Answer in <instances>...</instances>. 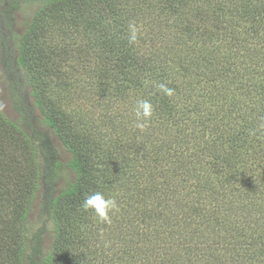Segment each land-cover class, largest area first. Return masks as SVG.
<instances>
[{"label":"trees","instance_id":"16d2710c","mask_svg":"<svg viewBox=\"0 0 264 264\" xmlns=\"http://www.w3.org/2000/svg\"><path fill=\"white\" fill-rule=\"evenodd\" d=\"M21 2L39 8L15 34ZM130 24L138 28L131 43ZM54 26L71 32L75 47L46 43ZM0 41L19 113L11 120L0 105V142L16 138L21 149L0 145V192L11 201L13 162L33 161L15 209L0 208V264H64L71 245L89 248L69 263H101L100 220L82 207L95 192L144 225L121 230L112 246L120 264H264V0H0ZM74 50L99 57L95 69L125 97L120 111L111 99L107 113L70 118L64 96L48 99L50 83L60 77L65 94L66 75L80 71L63 69ZM140 100L153 106L150 117L137 116ZM35 109L68 160L33 124ZM35 205L41 229L32 227Z\"/></svg>","mask_w":264,"mask_h":264},{"label":"rangeland","instance_id":"374dc122","mask_svg":"<svg viewBox=\"0 0 264 264\" xmlns=\"http://www.w3.org/2000/svg\"><path fill=\"white\" fill-rule=\"evenodd\" d=\"M38 8H39L38 2H33L31 4H24L23 2H21V5L14 12V16H15L14 32L15 34H19L22 31H24L25 23L34 16ZM43 37L46 39L45 41L46 43L56 45L59 51H62L61 47L63 45L64 47L65 45L66 46L71 45L72 48L75 47L74 44L72 43L74 42L73 40L74 38L71 32L67 33V30H62L60 26H54L50 30H45V36ZM77 42H81V39L76 38V43ZM10 43H11V46H15L14 39H11ZM2 47L3 45H2V42L0 41V105L9 119L18 121L19 113L14 108L13 102L11 100V95L8 89L9 88L8 84H9L10 79H9V74L7 71L8 69L6 68V65L4 63ZM83 48L84 50L86 49L85 47ZM91 52L90 54H87L88 57H86L83 51L80 52L79 50H74L71 53V56L73 58L70 59L68 63H65V62L62 63L63 69L65 71L70 69L68 68L70 64H72L73 66L79 67V70H80L77 73H73L74 72V68H73V70L71 71V74L66 75V77L69 79L71 83V87L68 88V91L65 90V94L64 93L57 94L60 88L57 87L55 82L60 84L62 82L60 77H58L57 78L58 80H55V82L52 81L53 83H50L48 89L46 90L48 99L54 98L57 100V99H61L62 96H64L63 98L65 99L62 98L63 100L62 102L64 103V105L61 107V109L66 111V108H67L66 106L68 104V110L70 111V113L73 112L70 118H73L74 116L81 118L82 115L85 118V116H89L90 113L93 114V111H94V115L107 113L106 110L111 111V105H110L111 99L116 101L113 104V106H115L116 108L115 111H118V110L120 111L122 105H120L121 106L120 107L119 104H123L122 99H125V97L120 96L121 95L120 88H117V85H115L116 82L115 81L112 82L110 78H106L105 75L102 74V71L95 69L98 65H100L99 63H95V60H97V58L99 57H95V54ZM91 55L94 58H91ZM77 56H80V57H77ZM93 97H96V99L99 101L98 104L93 105V102H92ZM69 98H71V101H72L70 104H69ZM32 100L34 99L31 96L27 95V102L29 103L30 106H33ZM106 106L109 109H106ZM80 107H81V110H80ZM88 111L89 113H87ZM34 117L35 118L32 120L33 124L43 130H48L51 133V135L55 138L54 141L57 147L59 148L62 154V157L64 158V160H68L71 154L60 143L58 138L52 132L51 128L44 125L42 121L43 116L38 111V109H35ZM118 118H120V116H118ZM146 121L148 122V120ZM140 123H142L143 125H146V123L144 122H140ZM130 124L138 125L139 123L131 122ZM3 127H5V125L2 126V129ZM134 128H137V126H135ZM141 129L143 130V128ZM15 139L16 138H12V137H10V140L4 139L2 142H0V145L6 146L8 149L11 150V152L20 153L21 152L20 146L19 144L15 143L16 142L14 141ZM102 143L105 146H109L110 144L107 138H105L102 141ZM27 164H28V161H27ZM14 165L16 168L14 171H12L11 177L13 178V181L10 184L11 187L9 188V191L12 192V194L11 193L10 194L13 196V201H11V197L8 194L6 193L3 194L2 192H0V198H2V201L0 203L1 205H3L0 208L6 211L14 210L15 209L14 205L17 203L15 199L16 196H20V194L22 195L24 194V192H26L27 186L22 182L23 180L28 181V178L31 176L30 175L31 172H29V168L33 165V161H31L28 164L29 168H27L24 158L21 164L16 163L14 161L12 164L13 168H14ZM165 166H166L165 168H170L172 166V162L166 160ZM63 175L65 176V178H68V179H72L74 177V175L68 168L65 169V172ZM61 180L62 182H64V179H61ZM149 202L150 204H152L151 201ZM118 208H120V206H116V208L112 210V212H114L119 217H116L114 213H109L110 222L101 221L99 217H97L100 221H97L94 224L95 226V228L93 229L94 238L97 237L99 241L98 243H100L101 250L105 249L104 251L105 253L102 255L103 259L100 260L101 263L99 264H120V260H117L120 256V253L115 252L112 246L116 245L122 238V237H119L121 230H124L126 228V225L133 226L132 224H134L136 227H140V228L144 226L142 224L140 225L139 220L135 214H132L130 212H128V214L125 212L123 213V210L118 209ZM138 208L139 206L136 205L135 209H138ZM122 215H124L125 217L123 218ZM10 216L12 217V212ZM31 217H32V222L35 223L33 226L31 225L33 229H39V228L41 229L44 227L42 226V223L40 222L41 220L39 218L40 213H39L37 205H35L31 213ZM130 218H133V220H129ZM102 222L105 224L106 227L103 226ZM128 223H132V224H128ZM130 236L134 238V236L132 235ZM51 239H52V231H51V227H49V229L47 228L46 230V236H45V243L47 244V246L48 244H50ZM104 245H107L112 248L111 256L109 255V252L106 246ZM88 248H89L88 246L80 245V246H74V249H72V245H71L70 249L68 250L69 255L65 259L66 261L64 262V264H77L74 262L69 263V261L73 259L68 260V258L72 256V253H77L80 255L79 251H82ZM73 258L76 260L78 259V257L76 256H74Z\"/></svg>","mask_w":264,"mask_h":264},{"label":"clouds","instance_id":"9594fccd","mask_svg":"<svg viewBox=\"0 0 264 264\" xmlns=\"http://www.w3.org/2000/svg\"><path fill=\"white\" fill-rule=\"evenodd\" d=\"M130 36L129 42H135L137 39L138 28L135 24L129 25ZM167 94L171 95L172 90L168 89L165 85H160ZM153 112V106L147 100H140L137 102L136 114L145 118L150 117ZM138 127L143 128V124H138ZM116 201L112 198H106L101 192H95L88 195L83 202L82 207L85 210H93L101 221L110 222L109 213L116 208Z\"/></svg>","mask_w":264,"mask_h":264}]
</instances>
